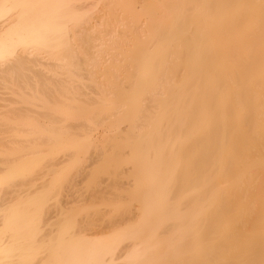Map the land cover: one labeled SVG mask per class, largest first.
I'll return each mask as SVG.
<instances>
[{
  "label": "bare ground",
  "instance_id": "1",
  "mask_svg": "<svg viewBox=\"0 0 264 264\" xmlns=\"http://www.w3.org/2000/svg\"><path fill=\"white\" fill-rule=\"evenodd\" d=\"M0 264H264V0H0Z\"/></svg>",
  "mask_w": 264,
  "mask_h": 264
},
{
  "label": "rangeland",
  "instance_id": "2",
  "mask_svg": "<svg viewBox=\"0 0 264 264\" xmlns=\"http://www.w3.org/2000/svg\"><path fill=\"white\" fill-rule=\"evenodd\" d=\"M76 180H79V181H78V182H76V183H78V186H80V185H81V186H80V187H77V186H75V185H74V187H75V188L77 187V189L79 190V188H81V187H82V184H81V182H80V179H79V178H76ZM76 180H75V181H76ZM79 183H80V184H79ZM103 184H104V183H103ZM74 187H73V188H74ZM77 189H72V191H75V192H77V191H78ZM76 190H77V191H76ZM81 190H82V189H81ZM78 192H83V191H80V190H79ZM78 192H77V193H78ZM66 193H67V192H64V194H65V195H66ZM83 193H84V192H83ZM83 193H79V194H83ZM75 194H76V193H75ZM79 194H78V195H79ZM62 195H63V193H62ZM65 195H63V196H61V197L63 198ZM76 195H77V194H76ZM65 197H66V196H65ZM65 197H64L63 199H65ZM62 198H61V199H62ZM63 199H62V200H63Z\"/></svg>",
  "mask_w": 264,
  "mask_h": 264
}]
</instances>
